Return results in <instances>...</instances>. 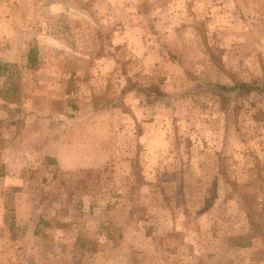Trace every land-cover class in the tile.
I'll use <instances>...</instances> for the list:
<instances>
[{"label": "rangeland", "instance_id": "rangeland-1", "mask_svg": "<svg viewBox=\"0 0 264 264\" xmlns=\"http://www.w3.org/2000/svg\"><path fill=\"white\" fill-rule=\"evenodd\" d=\"M237 82L264 88V0H0V264H264Z\"/></svg>", "mask_w": 264, "mask_h": 264}, {"label": "trees", "instance_id": "trees-1", "mask_svg": "<svg viewBox=\"0 0 264 264\" xmlns=\"http://www.w3.org/2000/svg\"><path fill=\"white\" fill-rule=\"evenodd\" d=\"M35 56V53L34 51L29 48L27 50V55H26V61L27 63L29 64V66H32L33 65V62L35 60L34 58ZM221 89L225 92H229V91H234V93H236L237 95H246L250 92H260L262 90H264L263 86H259L258 84H255L253 82H237L236 84H233L232 86H220ZM224 175V178H225V181L227 182L228 181V178L225 176L224 173H222ZM241 200L245 203L247 201V199L245 198V196H240ZM247 205L248 207L251 205V202H247ZM247 219L250 220V224H251V219L253 217V213L252 212H248L247 213ZM9 228L12 229V224L9 225ZM251 233H254V235L256 234L257 235V228L256 227H253L251 228ZM242 236L239 237V239H242L241 238ZM79 240H80V237H76L74 239V244L76 245H79L78 247H81L83 245V242L79 243ZM248 243V241L246 240H237L235 242L236 245H246Z\"/></svg>", "mask_w": 264, "mask_h": 264}]
</instances>
